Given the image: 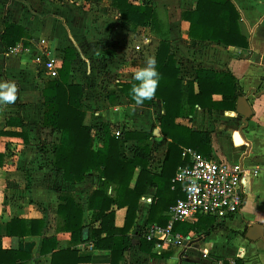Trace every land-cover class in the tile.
I'll use <instances>...</instances> for the list:
<instances>
[{
  "label": "crops",
  "instance_id": "obj_1",
  "mask_svg": "<svg viewBox=\"0 0 264 264\" xmlns=\"http://www.w3.org/2000/svg\"><path fill=\"white\" fill-rule=\"evenodd\" d=\"M130 1L137 5L149 2L155 7L167 26L168 43L184 83L195 81L196 93L198 70L230 73L237 80V101L245 96L253 115L245 125L237 113V102L234 109L217 108L213 104L220 106L223 96L215 94L209 107L197 105L190 119L177 120L194 132L209 135L210 157L243 165L246 200L240 213L225 220L210 217L214 219L211 232L202 225L185 237L183 246L155 247V256H151L140 246L147 230L161 227L149 221L158 194L157 186L150 187L140 199L137 218L129 232L131 248L118 264H264V239L247 238L251 224L264 225V0H232L241 14L240 29L249 40L248 49L215 42L193 44L183 13L195 10L199 0ZM4 21L24 28L26 36L21 42L29 51L7 54L0 39V84L14 83L17 87L15 102L0 105V153L5 154V165L0 170V250L20 252L25 261L18 263L60 264L54 262L53 254L70 247L78 251L79 264H112L109 250L93 249V232L99 224H92L94 212L89 209V199L101 185L100 172L90 173L82 182L73 184L54 169V147L60 144L62 132L43 124V88L51 79L35 63L41 50L38 41L41 37L49 39L61 64L66 49L75 51L69 82L85 87L84 124L92 128L95 149L103 147L105 124L114 136L117 131L159 129L160 135L153 133L149 142L153 153L149 170L158 176L170 145L159 124L165 113L163 102L155 99L152 104L133 103L120 87L135 81L134 73L145 67L147 58L156 56L162 39L155 32H134L124 26L121 12L111 0H0V37ZM146 39L150 44L145 43ZM136 46L141 49L137 51ZM99 57L102 62L107 59L103 65L97 63ZM149 112L157 123L130 127V119L147 118ZM10 118L22 119L28 127H9ZM5 131H24L27 140L23 136L4 135ZM134 145L137 142L128 143L129 157L134 156ZM20 172L22 175H18ZM138 173L139 169L132 186ZM115 189L116 185L110 184L107 194L114 197ZM65 194L82 205L83 225L89 229V239L83 237L84 242L77 245L72 243L71 233L62 230L63 218L58 214ZM127 212V208L116 210V227L125 226ZM163 216L170 220L169 211ZM206 217L209 216L199 217L191 225ZM15 219L25 221L29 229L33 222L42 223L38 227L41 233L10 235L8 224Z\"/></svg>",
  "mask_w": 264,
  "mask_h": 264
},
{
  "label": "trees",
  "instance_id": "obj_2",
  "mask_svg": "<svg viewBox=\"0 0 264 264\" xmlns=\"http://www.w3.org/2000/svg\"><path fill=\"white\" fill-rule=\"evenodd\" d=\"M101 1V0H87ZM122 15V23L134 32H155L162 39L155 56L160 79L156 91L151 99L143 100L142 104H152L155 99H161L164 115L160 118V127L164 136L170 140L168 152L165 157L161 173L153 175L149 170L152 157L150 143L154 131H124L116 137L112 134L108 124L103 125L104 144L102 148L95 149L92 128L86 126V111L84 106L85 87L69 82L75 51L66 49L59 78L45 83L44 97V126L60 130L62 137L60 144L54 147V169L63 175V178L73 184L85 180L88 174L99 171L101 185L94 190L89 199V209L94 212L92 224L98 223L94 229L93 239L95 250H109L112 254V264H118L126 251L131 248L129 232L133 228L139 202L150 187L157 186L158 194L152 206L149 221L167 227L169 218L164 217L165 211L185 197L183 187L174 186L173 179L180 167L190 165V160L185 151L195 150L210 157L207 140L209 135L205 132H194L187 126L177 123L179 118H189L197 105L202 108L209 107V102L215 94H222L223 102L213 104L217 108H235L237 102V80L230 73H218L212 70L200 69L197 71L196 82L198 92L195 93V81L184 83L181 70L177 64L174 53L168 43L166 24L158 17L157 11L149 2L140 5L130 0H111ZM183 18L190 25V38L193 44L215 42L227 47L248 49L249 40L243 35L239 21L241 14L232 0H199L195 10L183 13ZM4 33L0 39L8 50L16 46L26 36L24 28L17 24L3 22ZM138 81L122 84L121 93L125 94L133 103L131 89ZM229 103L227 106L226 104ZM138 104V103H137ZM211 108V107H210ZM190 119V118H189ZM9 127L26 125L22 119L10 118ZM4 135L23 136L27 140L26 132L5 131ZM134 141L137 145L132 147L133 157L127 155L128 143ZM207 144V145H206ZM5 165V154L0 153V170ZM138 177L132 186L136 171ZM110 184H115V196L107 194ZM64 204L58 208V214L63 218L62 230L70 232L72 243L77 245L83 241L84 210L82 205L70 194L63 196ZM127 208V219L123 228L115 225L116 210ZM23 220H13L8 224L10 235L19 233L39 234L42 223H32V228H27ZM208 229L214 228V219L201 218L196 225L177 222L173 227L174 233L187 237L193 230L201 226ZM18 229V231H15ZM46 240V239H45ZM54 242L55 239L53 240ZM50 243V241H47ZM156 240L143 239L141 249L151 256L156 247ZM54 262L79 264L78 251L68 248L53 254ZM58 259V260H56ZM20 252L15 250H0V264H24Z\"/></svg>",
  "mask_w": 264,
  "mask_h": 264
},
{
  "label": "built area",
  "instance_id": "obj_3",
  "mask_svg": "<svg viewBox=\"0 0 264 264\" xmlns=\"http://www.w3.org/2000/svg\"><path fill=\"white\" fill-rule=\"evenodd\" d=\"M150 42L145 40L146 44ZM38 43L41 50L35 57V63L51 80L58 79L62 64L53 53L49 39L42 37ZM140 49L141 46H136L137 51ZM28 51L20 41L9 48L7 54ZM120 134V131L116 132V136ZM184 154L190 158V165L177 170L173 184H181L186 196L170 208L167 227L153 226L143 234V238L149 241L156 240V247L183 246L185 237L173 232L175 223H195L201 216L225 220L239 214L246 200V171L241 163L216 160L192 149H187Z\"/></svg>",
  "mask_w": 264,
  "mask_h": 264
},
{
  "label": "clouds",
  "instance_id": "obj_4",
  "mask_svg": "<svg viewBox=\"0 0 264 264\" xmlns=\"http://www.w3.org/2000/svg\"><path fill=\"white\" fill-rule=\"evenodd\" d=\"M156 58L149 57L145 67L134 73V79L139 83L133 85L131 93L137 103H142L145 99H151L159 83L160 73L157 70ZM17 87L14 83L0 84V105L15 102L17 99Z\"/></svg>",
  "mask_w": 264,
  "mask_h": 264
},
{
  "label": "water",
  "instance_id": "obj_5",
  "mask_svg": "<svg viewBox=\"0 0 264 264\" xmlns=\"http://www.w3.org/2000/svg\"><path fill=\"white\" fill-rule=\"evenodd\" d=\"M236 110L237 113L240 116H242L244 124L247 125L248 120L253 115V110L245 96H240L238 98ZM154 134L159 136L160 135L159 129H156L154 131ZM247 238H249L250 240L264 239V225L262 223L251 224V227L248 229L247 232ZM88 239H89V229H86L84 231V240H88Z\"/></svg>",
  "mask_w": 264,
  "mask_h": 264
},
{
  "label": "rangeland",
  "instance_id": "obj_6",
  "mask_svg": "<svg viewBox=\"0 0 264 264\" xmlns=\"http://www.w3.org/2000/svg\"><path fill=\"white\" fill-rule=\"evenodd\" d=\"M110 57H113V54ZM99 58H101V57H99ZM102 59L103 58L99 59L97 61V63L99 62L101 65H103L107 59L104 58L105 60L103 62L101 61ZM105 75H107V72H105ZM84 106H85V104H84ZM147 109H149V108H147ZM140 110H139V115H140ZM131 120L133 121V123H132V125L130 127H145V126H148V125L153 126L155 123H157V118L155 116H152V113L151 112H149V114L147 115V118H141L140 120H136V117H133L132 119H130V121ZM21 173L22 172L18 173V175H22Z\"/></svg>",
  "mask_w": 264,
  "mask_h": 264
}]
</instances>
